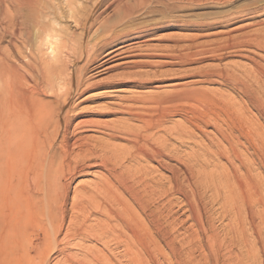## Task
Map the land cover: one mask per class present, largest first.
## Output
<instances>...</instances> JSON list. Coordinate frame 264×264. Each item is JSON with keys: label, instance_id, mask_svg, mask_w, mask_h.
Segmentation results:
<instances>
[{"label": "bare ground", "instance_id": "6f19581e", "mask_svg": "<svg viewBox=\"0 0 264 264\" xmlns=\"http://www.w3.org/2000/svg\"><path fill=\"white\" fill-rule=\"evenodd\" d=\"M152 1L13 0V17H11L13 22L11 18L8 22L13 23V52H11L13 64L0 62L2 82L0 98L9 97L10 107V112L5 115L0 104V264H51L56 254H64L61 244L65 239L92 235L91 231L96 227L100 229L101 236L110 237L111 242L123 248L124 252L120 257L123 256L124 260L130 261V264H203V260L197 259L198 255H196L200 250L203 251L204 262L207 264H256L259 257L263 258L264 264V187L261 189L263 181L253 178L250 173L240 175L237 168L239 166L235 164L237 161L240 164L245 163L239 148L242 138L245 139L244 144H248L247 150L257 146L260 152L257 156L263 157L264 154H262L264 132L262 128H257L252 116L245 115L246 109L248 113L251 112V105L257 103L254 98L256 95L254 82L256 81L257 86L259 84L260 91L264 90V65H262L264 61L260 63L257 61L259 65L258 67L255 65L257 68L254 67V74L248 75L252 83L239 78L240 70L237 71L238 74L234 71L237 69L236 65H233V69L223 68L224 66L211 69L205 67L207 69L203 68L196 72L197 79L193 80L194 84L229 86L245 96L246 100L241 103L229 100L216 90L210 91L199 86H191V83H181L171 90H163L157 94L150 93L141 98L138 96L136 102L140 105H137L138 107L130 114L132 119L140 122L141 125L133 126L126 123L115 127L112 125L111 133L107 132L111 139L124 138L131 144L130 148L119 147L110 142L111 139H89L84 136L75 140L76 149L71 147L73 145L70 143L71 113L74 111L72 98L89 88L87 86L86 89H82L80 72L96 62L99 57L97 53H103L102 63H104L113 57L131 52L136 48V44L144 41L140 40L141 38L152 36L159 29L168 27L197 30L200 32L198 36L204 37L209 34L207 31L214 29H221L216 35H229L227 38L224 37L223 43H215V46L209 45L210 47L207 44L200 45L199 41L196 43L197 40L192 37L185 40L187 43L181 44L173 52L168 49L172 53L165 55L168 61L164 63L170 65H187L196 62V56L206 53L215 59H222L223 51L227 49H233L232 51L235 52L245 46L264 49V33H255L252 30L237 36L231 34L240 31L248 23L246 21L247 23L242 24L241 27H233L236 21L264 16L263 2L260 5L246 7L247 4L246 8L242 6L244 9L239 8L236 11L227 9L217 17L215 16L217 13L212 15L216 18L200 15L191 17L192 15L183 16V14L179 17V14L177 16L174 14L166 18L168 21L165 19L161 23L154 21L142 22L143 24L139 23L140 25L135 23L132 29L122 27L136 18L135 16L146 13L148 4ZM184 1L203 8L211 2L228 4L233 0ZM190 3L189 6L187 5L188 8L191 7ZM176 4L175 6H178ZM112 7L115 16L102 20V15ZM180 7L182 8L178 6ZM159 11L163 10L159 8ZM246 28L248 27L244 30ZM83 61L85 65L79 66L78 64ZM126 83L127 81L113 82L114 85ZM136 83L145 87L153 82L144 79ZM179 104L205 108V114H195L185 119L195 127L194 130L184 125H181L182 127L172 125L170 128L165 126L167 122L169 123L172 112L175 111L171 112L172 108L178 107ZM194 113L199 112L194 111ZM261 113L264 116V110ZM226 114L228 121L224 130L219 122ZM207 117L215 121L213 123L217 126L214 128L221 139L229 145L228 148L226 147L227 160L234 167L232 175L227 172L221 176H218L219 174L207 176L202 180L199 179L201 176L198 175L200 172L198 167L205 161L202 160L203 157L214 154L216 159L218 157L224 159L225 150L220 148L218 151L212 150V146L210 151L214 152H210L208 148L202 150L204 154H197L196 151V154L185 155L187 158H183L180 157L182 155L179 156L180 151L172 146V141L177 136L180 138L186 135L192 138L198 135L194 133L195 129L202 130V124L207 123ZM160 132H164L165 135L159 136ZM209 136L208 139L211 140ZM142 161L156 162L160 168L169 171L170 175L161 178H157L156 175L150 176L155 170L151 166H141ZM173 161H177L180 166L173 164ZM127 162L132 165L127 166ZM261 163L263 164V161ZM93 167H99L103 171L100 173L103 174L95 183L90 182V185L83 183L84 185L74 188L72 218L70 217L63 239H60L69 213L70 180ZM210 187L213 190L211 204L219 205L222 216L230 220L227 232L232 235V241L242 242L245 251L235 255L230 254L225 258L221 254L222 249L217 248L223 240L213 231L215 229L211 228L208 221L210 207L203 201ZM176 194L184 198L183 205L187 207V219L192 222V226L190 228L187 226L188 229L186 227L185 232L181 233L179 227L182 225L179 224L181 226L178 227V219L173 211L174 203L177 201L174 200ZM159 199L164 201L161 206L157 205ZM88 212L104 215L106 223L99 222L96 227L89 226L86 217ZM81 216L85 217L81 218V222L74 221ZM182 233L184 236L180 238ZM99 234L95 233L92 236ZM188 243L189 245L185 246ZM106 256H108L106 260L112 258Z\"/></svg>", "mask_w": 264, "mask_h": 264}, {"label": "rangeland", "instance_id": "374dc122", "mask_svg": "<svg viewBox=\"0 0 264 264\" xmlns=\"http://www.w3.org/2000/svg\"><path fill=\"white\" fill-rule=\"evenodd\" d=\"M170 1L172 3L173 2L174 3L171 5ZM170 1L169 0H156V1L153 0L150 4H148V7H147L148 10L146 11V13L149 12L148 14L144 13V14H140L142 16H139V15L135 16L137 19L133 17L134 19H131L129 22H127L128 24L125 23V25H123L122 27H125V28L127 27V29H129V27H130V29H132L133 28L132 26H135L136 24L140 25L143 23H148V22H153V21L161 23L166 18L168 19L169 17L174 16V14H176V16H177V14H179L178 15L179 17L182 16V14H183V16H185V15L191 16L192 15L191 17H196V16L200 15V16H208V17L214 18L215 16L217 17V16L221 15L220 13L226 12L227 9L229 11L230 10L236 11L239 8L241 10V8L244 9L250 5H255V4L260 5V3L261 4L264 3V0L263 1L262 0H236V2L233 0L231 3H228V4H216V3L211 2L208 5L203 6V8H202V7H197L194 4H192L188 1H184V0L183 1L182 0L181 1L180 0H170ZM175 1H177V2H175ZM250 2H251V4H250ZM176 3H179V4H176ZM189 3L191 4V7L188 8L187 5L189 6ZM167 4L168 5L170 4V5L168 6ZM175 4L178 6H182V8L181 7L178 8V6H175ZM183 4H186V6ZM245 5H247V6L245 7ZM152 6L154 8H152ZM162 6L163 7L166 6L165 9ZM234 6L237 8H235ZM242 6H244V8ZM158 7L160 8V10L162 9L164 12L159 11ZM175 7H176V9H175ZM184 7H185V9H184ZM150 9L151 10L153 9L152 10L153 12L149 11ZM113 10H114V7L107 10L102 15L101 19L106 20L108 18H110V19L113 18L115 16L114 15L115 11H113ZM169 10H171V11H169ZM203 13L204 14L206 13V15H204ZM216 13L217 14L219 13V14L217 15ZM212 15H215V16H212ZM163 16H165V18ZM11 17H13V0H5V2H4V0H0V62L1 63H3V61L4 62L6 61V63L9 62V63L13 64V53H11V52H13V32H12L13 31V23H8V22H10ZM103 18H105V19H103ZM263 18H264V16H260V17H257V18L251 19V20H249V19L241 20L240 19V20L236 21L232 26L233 27H236V26L241 27L242 24L244 25L247 22L248 23L252 22L253 24L250 23L249 25H247L248 24L247 23L243 26V28L240 29V31L237 30L235 32H232L231 34H233L234 36L235 35L237 36V35H242L241 33L244 34V32H246V31L250 32L252 30H253L252 32H255V33H258V32L264 33V31H263L264 30V19ZM167 19H166V21H168ZM133 20H135V22ZM11 22H13V19ZM245 27H248V28H246L244 30ZM258 27L260 29H258ZM255 29L256 30L258 29V30L255 31ZM10 30H11V32H10ZM218 30H221V29H214L212 31H207L209 34L205 35V37H204V36H198V34L200 32L197 30L183 29V28H177V27L162 28V29H159L158 31H156V33L152 36L150 35V36L141 38L140 40H144V41H140L138 44H136V46H135L136 48H133L135 50L132 49L131 52H129L127 54H122V55L113 57L112 59H109L108 61H105L104 63H102L103 62V53H101V54H100V52L97 53V54H99V57L96 60V62L89 65L88 68L83 70V72H80V74L82 76V82H83L82 89H84V88L86 89L87 86L89 88H87L86 91H83L81 94H78L74 98H72V107H74L73 108L74 111H72V113H71L72 125L70 128V131H71V133H70L71 142L70 143H71V145L73 144L71 147L72 148L75 147V149L77 148V145L74 144V142H75V140L79 139L80 136L81 137L84 136V137H87L89 139L91 138V139H99V140H103V139L109 140V139H111V137H110L109 133H107V132L111 133L110 128H113V126L115 127V126L120 125L122 123L130 124V125L132 124L133 126L141 125L140 122H138L136 120L134 121V119H132V115L130 114L133 109L137 108L140 105L139 102H136V99H139L138 96H140V98H141L144 95H148L150 93L151 94H157L163 90H171L173 88L178 87L179 84H181V83H191L190 84L191 86H194V87L199 86L203 89L210 90V91L216 90V91H218V93H222L229 100L237 102V103H241L242 101L246 100V98L243 94L238 93L237 91H234L229 86L228 87H226L224 85L220 86L219 84H215V85L211 84L210 85V83L194 84L193 80L197 79V76H196L197 73L196 72L203 70V68L204 69H207L208 67H209L208 69H211L213 67L222 68L224 66L223 68L230 69L233 67V65L234 66L236 65L237 69L234 70L236 72V74H238L237 71H239V70L241 72H243V73H241L239 71V74H240V75L238 74L239 78L241 80L245 79L244 81L252 83V81L249 79L248 75L251 73L254 74V70L258 67L259 63L264 61V57H263L264 56V49L263 48H257V47H254V48L251 47L250 48V47L245 46V47L238 49L239 51H236V52L232 51L233 49H227V50L223 51L224 57L222 59H215L211 55H209V53L208 54L207 53L206 54H200V55L196 56L197 57L196 62L189 63L187 65H179V64H171L170 65L168 63H164V62L168 61V58H165V55L171 54L178 46H181V44H186L187 42L185 40L195 38V41L197 40L196 43H198V41H199L200 45L201 44H207L208 47L215 46V43H223L225 38H227L229 35H227V34H223V35L217 34L216 35ZM225 30H227V29H225ZM225 30H223V31H225ZM260 30H261V32H260ZM214 31H215V33H214ZM210 32L212 35H210ZM192 34H195V36ZM189 35H190V37H188ZM214 35H216V36H214ZM181 38H182V40H181ZM137 45L139 47H137ZM168 49L170 51L172 50V52H169ZM257 52H258V54H257ZM129 54H130V56H129ZM259 54H261L263 56H261ZM202 55L205 57L203 58ZM251 56H253V57L250 58ZM255 58H257V59L255 60ZM260 59H263V60H260ZM125 61H126V63H125ZM141 62H142V64H141ZM162 62H163L164 66L161 65ZM252 62H254V63H252ZM263 63H262V65H264ZM231 64H232V66H231ZM78 65L84 66L85 61L81 62V64L79 63ZM205 67H207V68H205ZM238 67H240V68L238 69ZM254 67H255V69H254ZM232 69H231V71H233ZM165 72H167L166 75H165ZM169 73H171V74H169ZM252 74H251V76H252ZM169 75H171V76H169ZM155 77L156 78L160 77V78L155 79ZM144 79L146 81H151L153 83L147 84L145 87L138 86V84L136 82L139 80H144ZM252 79H254V78L252 77ZM114 81H123V82L127 81V83L114 85L113 84ZM1 84H2V82L0 81V85ZM258 86H259V84H258ZM258 86H257V83L255 81L253 88L256 91L255 92L256 95L254 98H255L257 103L251 105V107H250L251 112L248 113L247 109H246L245 115L252 116L255 124L257 125V128H259V127L262 128V132H264V124H263L264 123V116L261 113V111L264 110V107H263L264 106V104H263L264 103V96H263L264 90L262 89L263 91L262 90L260 91V88ZM257 97H259V98H257ZM260 98H262V99H260ZM0 104H1L2 109L5 111L4 114L5 115L8 114L10 112L9 97H6V96L1 97L0 98ZM132 104H133V106H131ZM176 107L172 108L171 112L173 110H175V111H173L171 116L169 117V123L167 122L165 125L168 128L172 127V125L173 126L177 125L179 127H182L184 125V126H188L190 128V130H192V129L194 130L195 127L192 126L190 123H188L186 121L187 120L186 118H188V117L191 118V117L195 116V114L203 115V114H205L204 111H206L205 108H203L202 106H201L202 108H195V106H192V105H180L179 104L178 107L177 108ZM121 109H123V110H121ZM181 109H182V111H181ZM190 109H191V111H190ZM192 109H194V110L192 111ZM183 110H187V111L184 112ZM194 111H198L199 113H194ZM258 111H259V113H258ZM175 113H176V115H173ZM175 118H176V120H175ZM207 119H208L207 123L202 124V130L195 129L196 132H194V133L198 134V135H195L196 137L194 136L195 138L194 137L190 138V137L184 135V136H182L183 138L181 136H180V138L177 136L176 139L172 141V146L177 148L180 151L179 156L182 155L180 157H183V158H187L186 156H192V155L196 154V151H197V154H204V152H203V151H205L204 149H208V148H209V151L212 148H213L212 150H216V151H218L219 148L222 149L223 151L225 150L224 154H226V156H225L226 159L225 158L222 159V157L221 158L218 157L216 159V156L214 154H213V156L209 155V156L203 157L202 160H205L206 162L203 161L201 163V165L198 167V169L200 170L198 175L201 176V177L198 176L199 179L206 178L207 176L209 177L212 175L217 176L218 174H219L218 176H221L222 174H226L227 172H228L227 174H229V173L231 174L233 172V167H234L233 164L231 165L230 163H228V160H227L228 153H226L227 152L226 147L228 148L229 145L221 139L220 134L217 132L216 128H214L215 126H217L216 123H213L215 121L213 119L210 120V118H208V117H207ZM227 121H228V116L226 114L223 116L222 120L219 122V124L220 125L222 124V127H224V130L227 128V125H226ZM174 122H175V124H174ZM180 122H183L184 124H182V123L180 124ZM78 124H80V126ZM108 126H109V128H107ZM160 133H162L163 135H161ZM160 133H158L159 136L165 135L164 132H160ZM207 133H209V134H207ZM158 134H157V136H158ZM107 135H109V136H107ZM208 136L211 140L208 139ZM125 140L126 139L119 137L118 139L112 138L110 140V142L112 141L113 144H115L119 147H122V148H124V147L130 148L131 144H129V142L127 140L126 141ZM183 140H185V141H183ZM193 140L196 142H194ZM242 140L245 141L244 138H242ZM243 141L241 143H239V148H240V151L243 153L242 156L244 158L243 160L245 161V163L240 164L239 161H237L235 163L236 165L239 166V167H237V168H239L238 173L239 174L241 173L240 175H245L246 173H250L251 175H253L252 176L253 178L260 180L261 182L263 181V186L261 188V189H263V187H264V166H262V165H264V154H263L264 151L262 152L263 157H262V155L257 156V155H260L259 154L260 153L259 147L254 146L250 150H247L248 144L247 143L244 144ZM213 144H215V145H213ZM218 145H221V146H218ZM212 150L210 152H214ZM198 151H199V153H198ZM244 151L246 153H244ZM200 152H202V153H200ZM250 152H252L253 154ZM251 154L253 155V157ZM244 155H246V156H244ZM245 158L247 159V161ZM262 161H263V164L261 163ZM246 162H248L250 164H248ZM173 164H177L178 166H180L179 163H177V161H173ZM247 164L250 166L252 165V166L250 167ZM126 165L131 166L132 164L127 162ZM146 165L148 167L151 166L155 170L154 172H152L153 175L150 174V176L156 175L157 178H161V177H165V176L168 177L170 175L169 171L160 168L156 162H151V161H142L141 162V166H146ZM251 169H252V171H251ZM100 172H103V171H101V169L99 167L89 168L86 170L85 173H83V174L81 173L80 175H77L76 178L70 180V183H71L70 196H69L70 202L68 201L69 213L67 216V222H66V226L64 229V233L61 235L60 239H63L62 237H64L63 235H65L67 227H68L70 220L72 218L71 214L73 212L71 210V207H72V202H73V196L75 194L74 193L75 189L80 187L81 185H84L85 183L90 185L91 183L97 182L103 174ZM99 174H101V175H99ZM98 177H99V179H98ZM87 181L89 183H87ZM11 182L13 184L12 180H11ZM263 191H264V189H263ZM178 195L179 194H176L177 197L176 196H175L176 198L174 197V200L177 199V201L174 203L175 205L173 207V211H175V213H176L175 216L178 219L177 220L178 227L182 225L181 227H179L180 228L179 233H181L182 231L185 232V230L188 229V227L190 228L192 226V224H191L192 222L187 219L188 212H187V207L185 205H183V204H185V201L183 200L184 198H182V195H179V196ZM212 195H213V190H212V187H210L207 190L206 196L203 197V201H205L207 204H209V207H210L209 208L210 212L208 213V219H209L208 221L211 224V228L215 229L213 231L215 233H218V235L223 240L222 244L218 245L217 248L222 249V250L220 249L221 254L225 258L228 257L230 254L235 255L240 251H243V250L245 251L246 248L243 246L242 242L238 243V242L232 241L233 240L232 235L230 236V234H228V232H227L229 229V227L227 225H229L230 220H228V218H224L222 216V214L220 213L219 205H217V204L212 205L211 204ZM179 198H181V199H179ZM163 202H164L163 199H159V200H157V205L161 206L163 204ZM88 213H90V214H88ZM88 213L86 214V217H87V224L89 226L92 225V226L96 227L100 223L101 224L106 223V220H104V219H106L104 215H102V214L99 215L96 212H93V213L88 212ZM81 218L83 219L85 217L81 216L80 218H77V220H74V221L81 222L82 221ZM210 219H212V220H210ZM258 222L260 225L261 221L259 220ZM179 224H181V225H179ZM95 229H94V231H91V232H93L92 235H94L95 233L96 234L100 233L99 228L96 227ZM92 235H88V236L79 235V236L71 237L69 239L67 238L68 240L65 239L61 244V247L64 250V254H58V255L56 254L57 257H56V255L54 256V258L51 261V264H109V263L110 264H130L129 263L130 261H128L127 259L124 260L125 258L123 256L120 257L124 252V251H122L123 248L117 246L114 242H111L110 237L101 236L100 234L98 236H92ZM183 236H184V233H182L180 238H182ZM97 237H98V239H97ZM251 242L253 243L252 238H251ZM186 245L188 246L189 243L185 244V246ZM90 247H92L93 249H91ZM86 248H87V250H86ZM97 249L99 252H97ZM90 250H93V251H90ZM227 251H229V252L227 253ZM94 252H95V254H94ZM255 252L257 253V250H255ZM91 254H92V256H91ZM202 254H203L202 250L198 251L196 253V255H198L197 259H201V260H203V264H207L206 262H204V257ZM87 255H88V257H87ZM106 255H109L110 256L109 258H111V257L112 258L109 260H106V257H108ZM262 259H263L262 257H259L256 264H263Z\"/></svg>", "mask_w": 264, "mask_h": 264}]
</instances>
